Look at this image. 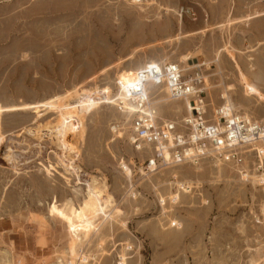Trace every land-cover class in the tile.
<instances>
[{
    "label": "rangeland",
    "instance_id": "rangeland-1",
    "mask_svg": "<svg viewBox=\"0 0 264 264\" xmlns=\"http://www.w3.org/2000/svg\"><path fill=\"white\" fill-rule=\"evenodd\" d=\"M151 62L200 68L208 116L227 94L264 122V0H0V108L112 96L66 158L58 110L0 114V264H264V181L213 157L149 171L131 142L116 98ZM151 98L160 123L183 130L185 101ZM243 156L255 173L256 150ZM93 178L113 206L77 244L69 222Z\"/></svg>",
    "mask_w": 264,
    "mask_h": 264
},
{
    "label": "built area",
    "instance_id": "built-area-1",
    "mask_svg": "<svg viewBox=\"0 0 264 264\" xmlns=\"http://www.w3.org/2000/svg\"><path fill=\"white\" fill-rule=\"evenodd\" d=\"M185 72L173 63L150 65L140 72L142 82L150 83L152 90H164L163 87H166L170 100H184L190 104L187 105L183 130H180L172 123L160 124L157 114L147 106L149 101L152 102L148 89L146 94L145 87L134 91L142 100L135 102L137 111L131 121L130 140L136 150L149 152L151 157L146 162V168L155 171L213 157L240 168V178L244 182L252 181L253 177L263 182L264 122L224 105L208 116L205 110L208 86L201 69L196 68L193 74L188 75ZM250 148L256 150L259 157L255 173L245 168L243 152Z\"/></svg>",
    "mask_w": 264,
    "mask_h": 264
},
{
    "label": "bare ground",
    "instance_id": "bare-ground-1",
    "mask_svg": "<svg viewBox=\"0 0 264 264\" xmlns=\"http://www.w3.org/2000/svg\"><path fill=\"white\" fill-rule=\"evenodd\" d=\"M155 64L158 63H148L142 69L137 71V73L133 77H125L123 79L122 83L120 84L121 93L120 96L116 98L117 103H115V105L118 106L122 112L133 116V114H135V112L137 111L135 102L138 99L142 100V98H138L139 96L134 93L136 89L140 90L142 87H145V94L146 92H148V90L150 93H152V87L150 83L142 82V78H140V72L147 69L150 65ZM163 88L170 98L169 89L166 87ZM79 92L75 91L73 94H69L65 97L49 100L43 103L30 104L20 107L0 108V114L17 111L37 110L42 108L58 110V122L53 125V130H51L50 128L48 129L55 134L64 152V158H66L68 152H77V145L71 143L73 142L72 139L79 140L83 136V134H85V131L83 132V128L87 126L88 117L91 111H93L99 104H112V96L110 95L109 91L96 89L94 91L84 90L82 93ZM223 98L227 100V104H225L224 106L233 107L227 94L224 95ZM74 100L77 101L72 102ZM155 104L156 103L154 102V100H152V102L149 101L147 106L157 114L159 119L158 108ZM185 104L186 110L188 112L187 105L190 104L189 102ZM163 124H169V122H165ZM1 141L2 140L0 139V142ZM138 150V152L142 151L140 149ZM64 166L67 167L65 162ZM150 168L151 170L153 169L151 166ZM88 196L89 197L83 205L82 209L78 211V213L69 222V229L71 230L75 239L74 241L77 244L82 243L84 235L92 230H96L100 226L101 223H97L99 221L98 217L100 215H103L106 219L109 218V216L107 215L108 208L113 206V198L108 193V188L106 186L102 187L100 183L95 180V178H93L91 184L88 183Z\"/></svg>",
    "mask_w": 264,
    "mask_h": 264
}]
</instances>
